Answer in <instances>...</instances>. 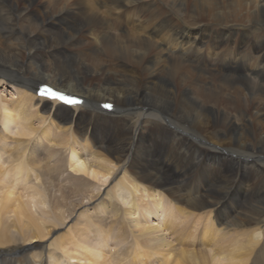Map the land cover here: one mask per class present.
<instances>
[{"label": "bare ground", "instance_id": "6f19581e", "mask_svg": "<svg viewBox=\"0 0 264 264\" xmlns=\"http://www.w3.org/2000/svg\"><path fill=\"white\" fill-rule=\"evenodd\" d=\"M43 1L0 0V86L21 83L0 99V127L42 171L38 189L14 151L0 166V264H65L50 246L60 251L68 234L43 242L68 222L58 208L70 197L48 189L78 183L98 184L70 189L98 203L93 217L130 221L162 264H264V0H159L168 10L155 0ZM234 22L254 25L251 39ZM39 84L85 101L37 97ZM105 102L115 111H101ZM139 104L143 113L124 115ZM43 148L52 166L68 156L65 178L32 166ZM91 213L80 222L92 227ZM83 250L99 264L98 249Z\"/></svg>", "mask_w": 264, "mask_h": 264}, {"label": "rangeland", "instance_id": "374dc122", "mask_svg": "<svg viewBox=\"0 0 264 264\" xmlns=\"http://www.w3.org/2000/svg\"><path fill=\"white\" fill-rule=\"evenodd\" d=\"M158 2L159 6L163 9H169L168 6H166L164 3H161V1L159 0H155ZM192 1V0H191ZM36 2L38 4H43L44 1L43 0H36ZM149 1L146 0V3H148ZM244 16V14H241ZM174 21L178 22L179 24H181L182 26L189 28L188 26H186L183 22L182 19H179L178 17H173ZM186 20V19H184ZM133 22V21H132ZM183 22V24H182ZM201 22H203V20H201ZM205 24H209V25H215L214 22L212 21H206L205 20ZM202 24V23H201ZM233 27L235 28L234 32L238 33L240 36H242L243 38L251 39V30H253L254 28H252L254 25H249L247 26V24L245 23H233ZM2 21L0 20V28L2 27ZM202 26V25H200ZM243 29H245L244 33L242 32ZM259 31V30H258ZM233 32V33H234ZM91 33H87L86 37L87 39L90 37ZM245 34V36L243 35ZM227 46V45H226ZM12 82V84L7 85L6 86V90H4L3 87L5 86H0V99L6 101V99H10L12 98V95H15V92L13 91V88H18L21 87V83H15ZM15 85V86H13ZM13 91V94H9L8 91ZM7 91V92H6ZM99 105V104H98ZM142 105H135L133 107H137L136 109H132L130 111L129 108H131L132 106H127L125 107L124 111H126V113H124L125 116H134L136 114H140L143 113V108L141 107ZM147 110V112H153V109H148L147 107H145ZM101 111H103L101 108H99ZM139 109V111H138ZM137 111V112H136ZM131 113V114H130ZM33 114L32 112H30V115ZM36 118V117H34ZM36 125V123H35ZM184 127V126H183ZM185 129H188L186 127H184ZM1 129V127H0ZM2 130V129H1ZM190 137L194 139V141L200 142L202 144H205V140H207L206 138H204V136H202L201 134H198L197 132L195 133V131L190 129ZM3 137H7L5 138L7 141L5 142L7 144V148L4 149V141L0 140V166H8L9 163L8 162H12L13 159L11 157L10 152L14 151L15 155H17L18 157H20V162L21 163H25L26 169H29V165H26L25 159L24 157H26V151L20 146L18 145V141L14 142L15 139L13 138V135L7 133V131H3L1 132ZM198 135V136H197ZM197 136V137H196ZM199 139V140H198ZM207 143V141H206ZM208 144V143H207ZM48 149H44L42 150L41 154L37 155V158H34L31 161V164L33 166L34 162H36V164L39 165V167H43L46 164L49 165L51 168H56V169H60V173H58L57 175L59 177V180H61V178H65L66 175H68V156H64L61 158V162L58 164H53L54 166H52V164H49L50 162H48L47 159V154L46 152H48ZM24 154V157L21 156V154ZM34 161V162H33ZM31 166V165H30ZM59 171V170H58ZM3 172V171H1ZM42 171H35L33 169H29V172L26 174H24V176L29 179V181L31 182V184L33 186H37L38 189L41 188L39 185V183H34L35 182V178L39 177L40 175L38 173H40ZM56 171L54 170V172H51L50 175L52 176ZM60 174V175H59ZM53 177V176H52ZM56 181V180H54ZM33 182V183H32ZM57 182V181H56ZM70 189H73L74 191H80V192H87V190L93 188L96 189V187H98L97 185H91V184H74V185H70L67 186ZM108 187L106 186H102L101 187V192L106 190ZM70 189L67 190V188L61 187V186H55V187H51L48 190L52 193V195L54 197H60L62 194H60L61 192H64L63 194L69 196L70 198H67L66 201H62L61 204L59 205L60 211L62 212V215L64 217H67L66 219L68 220V222L64 223L61 226H57L55 227L52 234H50L48 236V238L43 242L45 247H48V245H50L51 243H55V241L57 239L62 238L64 235L68 234V236H66L59 247L60 251H57L54 247L50 246V251H54L52 254L53 257H56L58 255H60V260H64L65 259V264H70L66 263L67 261H70L69 256L66 253H69L70 256H72L73 258L76 259V262L73 264H95L94 262H92V258L89 254L86 253V249L87 247L92 248V249H98L100 255L102 256V259L99 260V264H123L122 258L126 257L127 261L129 262H133V264H139L138 261H140L142 264H162V257L159 253V250H155L152 247L151 243H145V242H141L138 243L137 242V235L138 233L136 231H133L134 227H130V225L132 224L130 221L123 219L122 217H117L115 215H110V213L108 215H104L105 219H100V218H96L92 216L91 211L94 210V208L96 206H98V203L93 201V203H81V199L76 197V196H72ZM16 191L18 192H25L27 191L25 188L17 187L15 188ZM44 201L46 202L44 207L46 209V211L49 209H51L49 206L54 207L55 205H50L49 204V199L47 198V196H44ZM86 199L83 200V202H85ZM45 211V210H44ZM86 212L91 213V222H92V227H89L88 223H82L80 222V218L83 214H86ZM59 213V212H57ZM160 213V212H158ZM94 215H97V212L93 211ZM139 214H137V218H140L141 216H138ZM111 217H116L118 218V220L116 219H110ZM142 218V217H141ZM136 219V218H134ZM10 222H11V218H10ZM152 222L154 223H159L158 220H156V218L152 217V219L150 218V224H152ZM143 224V223H141ZM47 227H49V225H47ZM99 230H103V231H107V233H105L108 238H102L101 236H105L104 232H102V234H100V237H98L96 235V233L98 234ZM186 233H176L175 235L178 237V239H181L182 237H184ZM193 236L195 238H199L201 236V234H193ZM80 239H85V242L82 243L79 240ZM72 244H78L81 245L83 247H74ZM204 244H198V245H192L190 248L191 249H200L202 247H204ZM79 248V251L77 250ZM186 248V247H183ZM84 258H88L87 260ZM78 259H82L81 262L79 263V261H77ZM115 261V263H113L112 261ZM3 261V260H1ZM0 261V262H1ZM190 264V263H187Z\"/></svg>", "mask_w": 264, "mask_h": 264}, {"label": "snow or ice", "instance_id": "6c2138e0", "mask_svg": "<svg viewBox=\"0 0 264 264\" xmlns=\"http://www.w3.org/2000/svg\"><path fill=\"white\" fill-rule=\"evenodd\" d=\"M43 91H49V89L46 88ZM52 96H53V98L63 99V100H65L67 102H70V103H76L77 102V101H68V98L66 96L61 95L60 93H55L54 92V93H52ZM104 107L110 108L111 105H105Z\"/></svg>", "mask_w": 264, "mask_h": 264}]
</instances>
